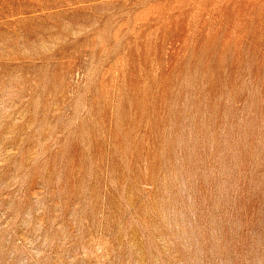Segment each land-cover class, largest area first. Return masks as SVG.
<instances>
[{
    "label": "rangeland",
    "instance_id": "rangeland-1",
    "mask_svg": "<svg viewBox=\"0 0 264 264\" xmlns=\"http://www.w3.org/2000/svg\"><path fill=\"white\" fill-rule=\"evenodd\" d=\"M0 264H264V0H0Z\"/></svg>",
    "mask_w": 264,
    "mask_h": 264
}]
</instances>
